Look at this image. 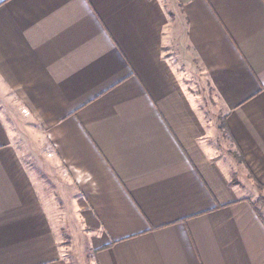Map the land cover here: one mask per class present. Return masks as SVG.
Masks as SVG:
<instances>
[{"label":"crops","instance_id":"1","mask_svg":"<svg viewBox=\"0 0 264 264\" xmlns=\"http://www.w3.org/2000/svg\"><path fill=\"white\" fill-rule=\"evenodd\" d=\"M207 90L264 187V0H0V97L50 141L95 264H264ZM41 177L0 117V264H68Z\"/></svg>","mask_w":264,"mask_h":264},{"label":"rangeland","instance_id":"2","mask_svg":"<svg viewBox=\"0 0 264 264\" xmlns=\"http://www.w3.org/2000/svg\"><path fill=\"white\" fill-rule=\"evenodd\" d=\"M208 90L205 104L209 108L208 118L210 122L215 121L216 126L219 128L216 140L217 145L221 147L224 154L236 158L237 167L240 166L242 173L245 174L242 180L259 192L257 207L259 210H264V187L251 180L250 175L247 174L245 167L242 165L238 152L233 150V147L229 145L231 142L226 135L223 112L217 106L215 95ZM0 115L1 118H4L8 122L9 128L14 132L15 145L19 153L26 159H29L32 162L33 170H37L43 176L41 177V182L47 188L48 195L52 201L51 214L53 217L56 215L59 222L57 236L61 239L62 247L64 248V258L68 264H95L93 231L88 229L87 226L82 225L83 219L81 215L73 209L74 203H72V197L64 195L57 185H55V172L57 173V168L49 165L48 167L41 168L43 169L41 171L39 167L41 161H49L51 159L48 158L51 156L49 152L50 141L42 134L41 129L35 121L21 110V106L15 97L8 94L2 96L1 94ZM251 195L252 192L250 193Z\"/></svg>","mask_w":264,"mask_h":264},{"label":"built area","instance_id":"3","mask_svg":"<svg viewBox=\"0 0 264 264\" xmlns=\"http://www.w3.org/2000/svg\"><path fill=\"white\" fill-rule=\"evenodd\" d=\"M50 156V155H49Z\"/></svg>","mask_w":264,"mask_h":264}]
</instances>
